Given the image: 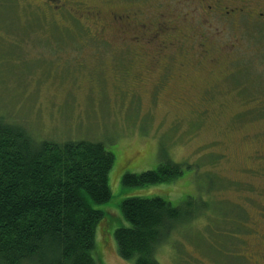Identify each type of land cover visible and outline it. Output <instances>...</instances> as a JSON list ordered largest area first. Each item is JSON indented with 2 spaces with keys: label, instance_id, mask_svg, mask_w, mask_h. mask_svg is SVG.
I'll list each match as a JSON object with an SVG mask.
<instances>
[{
  "label": "rangeland",
  "instance_id": "1",
  "mask_svg": "<svg viewBox=\"0 0 264 264\" xmlns=\"http://www.w3.org/2000/svg\"><path fill=\"white\" fill-rule=\"evenodd\" d=\"M45 2L0 0V116L24 125L38 141H91L115 155L111 199L94 205L105 214L96 228V264H133L119 256L114 237L130 226L121 204L156 197L184 215L158 250L159 264H226L225 233L231 215H242L231 203L256 213L258 188H264V176L247 172L264 155V24L211 23L199 0H62L78 20L54 14ZM77 9L96 11L101 20L82 18ZM179 15L192 28H218L212 38L218 51L202 56L184 41L161 55L170 37L132 40L154 33L143 32L142 24L176 22ZM156 56L166 69L149 72ZM185 57L190 60L181 66ZM166 163L180 164L183 176L123 186L125 174Z\"/></svg>",
  "mask_w": 264,
  "mask_h": 264
},
{
  "label": "trees",
  "instance_id": "2",
  "mask_svg": "<svg viewBox=\"0 0 264 264\" xmlns=\"http://www.w3.org/2000/svg\"><path fill=\"white\" fill-rule=\"evenodd\" d=\"M0 116V264H96L97 226L110 201L115 155L102 143H56ZM180 164L125 174L126 188L170 183ZM129 227L117 229L118 254L133 264H159L158 250L182 223L179 207L163 198H131L121 204Z\"/></svg>",
  "mask_w": 264,
  "mask_h": 264
},
{
  "label": "flooded vegetation",
  "instance_id": "3",
  "mask_svg": "<svg viewBox=\"0 0 264 264\" xmlns=\"http://www.w3.org/2000/svg\"><path fill=\"white\" fill-rule=\"evenodd\" d=\"M44 4L56 15L62 14V12H68L69 16H73L72 18L78 20L75 18L76 16L73 15L74 13L72 14L68 10L66 11L62 0H46ZM198 4L203 12L210 17V20L213 21L211 23L224 22L234 27V23H241L245 21L244 19H252L264 24V0H199ZM260 8L262 11H259ZM75 12L79 13L82 18L85 17L88 19L92 17L98 22L101 20V14L96 11L88 10L86 12V10L77 9ZM109 16L112 17L111 13ZM126 18L128 17L126 16ZM114 19L117 20L118 16H114ZM119 19H122V17ZM206 20L207 19H205V21ZM138 26L139 25H137L136 28H138ZM104 27L105 26H102L99 29L96 36L97 38L102 37L100 33H104ZM143 27V32L145 29L148 30L149 28H153L154 33L150 35L145 33L143 36L132 38V40L152 41L155 43L159 37L171 38L169 44L162 42V46L160 47L161 55L166 52L167 45L181 47L184 41H191L196 45L202 56L211 55V50L218 51V43L213 41L212 38L215 37L214 34H219V29L217 28L215 31L211 30L206 32V27L203 25L199 29H197V27L192 28L190 27V22L182 15H179L176 22L174 20H167L166 22L160 19L156 21V23L142 24V28ZM260 28L264 29V27ZM195 29L198 30L197 33L192 34ZM224 48L225 47L222 46L221 49ZM189 60V57L183 58L180 65L185 66ZM161 61H163L162 56L152 58L148 71H153L154 68L160 65L162 67L163 64H165L164 69H166V63H161ZM256 162L259 168L256 170V168L253 169L250 167L247 172L263 177L264 155L259 158V161L256 160ZM257 198L260 207L258 208L259 211L253 214L248 211L245 204L239 205L231 203L235 208L242 210V215L239 217L231 215L229 221L231 228L225 233L228 238V244H225V246L229 251V261H227L226 264H264V188L261 186L258 188ZM219 234L221 233L219 232Z\"/></svg>",
  "mask_w": 264,
  "mask_h": 264
}]
</instances>
